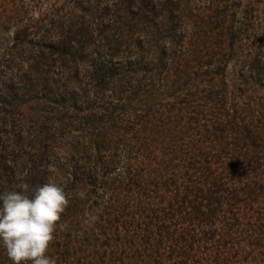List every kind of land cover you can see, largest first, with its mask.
I'll use <instances>...</instances> for the list:
<instances>
[{"label":"trees","instance_id":"1","mask_svg":"<svg viewBox=\"0 0 264 264\" xmlns=\"http://www.w3.org/2000/svg\"><path fill=\"white\" fill-rule=\"evenodd\" d=\"M39 101L53 115L27 121ZM0 112L28 124L0 139V194L54 182L70 201L57 264H242L257 247L236 235L264 201V0H3Z\"/></svg>","mask_w":264,"mask_h":264},{"label":"clouds","instance_id":"2","mask_svg":"<svg viewBox=\"0 0 264 264\" xmlns=\"http://www.w3.org/2000/svg\"><path fill=\"white\" fill-rule=\"evenodd\" d=\"M19 187L21 192L0 194V246L12 264H57L47 253L69 206L67 194L54 182L38 186L32 196L26 194L28 185ZM77 195L83 199L85 193ZM96 219L91 215L85 223L94 224Z\"/></svg>","mask_w":264,"mask_h":264},{"label":"rangeland","instance_id":"3","mask_svg":"<svg viewBox=\"0 0 264 264\" xmlns=\"http://www.w3.org/2000/svg\"><path fill=\"white\" fill-rule=\"evenodd\" d=\"M3 0H0L2 2ZM6 73H4L6 78L11 77L10 71L5 70ZM2 108L8 109L7 107L1 105ZM53 106L44 102H31L22 107V115H24V118L28 121V119H32L35 121H41L44 117H47L48 115H53L54 112H52ZM51 109V113L49 114L47 111ZM10 117V118H9ZM27 121L24 122L20 116H11V114L0 112V124L2 129L0 130V139H5L6 137L12 138L14 135L19 136H25L26 130L28 129ZM55 128L54 126L50 128V133H52V138H54L56 135L54 134ZM75 135V134H73ZM262 215L260 218V225L259 222L255 221L254 226L250 227L248 225L249 221L252 220L254 217V214L250 213L246 214V216L242 217L243 220V230L241 233L236 235V240H239L241 242L246 240H250V237L255 238L253 241L257 244V247H248L246 246V250L248 251V255L245 259L242 258L244 261L242 264H264V201H262ZM251 214V215H250ZM254 220H256V217H254ZM262 230V231H261ZM262 232V236H259V233ZM250 237H247V236ZM243 247V243H242Z\"/></svg>","mask_w":264,"mask_h":264}]
</instances>
